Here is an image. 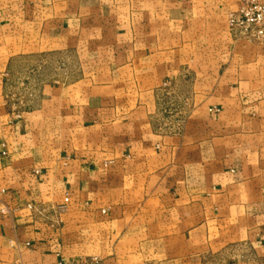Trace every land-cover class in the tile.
Listing matches in <instances>:
<instances>
[{
  "label": "crops",
  "instance_id": "crops-1",
  "mask_svg": "<svg viewBox=\"0 0 264 264\" xmlns=\"http://www.w3.org/2000/svg\"><path fill=\"white\" fill-rule=\"evenodd\" d=\"M238 7L0 0V264H264V42Z\"/></svg>",
  "mask_w": 264,
  "mask_h": 264
},
{
  "label": "built area",
  "instance_id": "built-area-1",
  "mask_svg": "<svg viewBox=\"0 0 264 264\" xmlns=\"http://www.w3.org/2000/svg\"><path fill=\"white\" fill-rule=\"evenodd\" d=\"M240 16L231 15L232 27L239 26L243 36L250 41H264V0H240ZM69 199L66 198V202ZM58 264H102V259L97 256L87 257L71 263L59 261Z\"/></svg>",
  "mask_w": 264,
  "mask_h": 264
},
{
  "label": "rangeland",
  "instance_id": "rangeland-1",
  "mask_svg": "<svg viewBox=\"0 0 264 264\" xmlns=\"http://www.w3.org/2000/svg\"><path fill=\"white\" fill-rule=\"evenodd\" d=\"M241 2L239 0V7L237 10L235 11H232L229 15H228V24H229V29L230 31H232V33H234L236 39H242V40H245V41H249V42H257V43H260V42H264V41H250V40H247L244 36H243V33L241 32V28L239 26H234L232 27L231 24H230V16L231 15H234V16H237L239 17L240 16V10H241ZM65 208L64 206H61L59 208V211L62 212V211H65ZM98 257V256H97ZM100 258V257H99Z\"/></svg>",
  "mask_w": 264,
  "mask_h": 264
}]
</instances>
